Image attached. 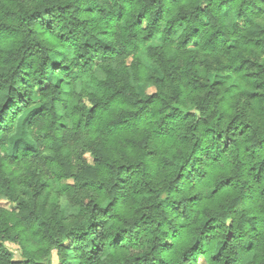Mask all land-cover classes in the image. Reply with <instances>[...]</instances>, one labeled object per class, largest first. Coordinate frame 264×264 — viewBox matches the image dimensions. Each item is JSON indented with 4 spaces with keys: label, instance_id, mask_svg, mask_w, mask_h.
<instances>
[{
    "label": "clouds",
    "instance_id": "obj_1",
    "mask_svg": "<svg viewBox=\"0 0 264 264\" xmlns=\"http://www.w3.org/2000/svg\"><path fill=\"white\" fill-rule=\"evenodd\" d=\"M0 264H264V0H0Z\"/></svg>",
    "mask_w": 264,
    "mask_h": 264
}]
</instances>
